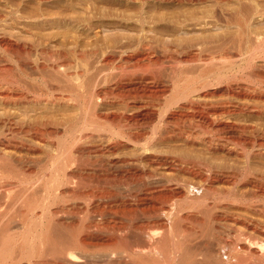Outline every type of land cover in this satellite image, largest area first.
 Wrapping results in <instances>:
<instances>
[{
  "label": "bare ground",
  "instance_id": "obj_1",
  "mask_svg": "<svg viewBox=\"0 0 264 264\" xmlns=\"http://www.w3.org/2000/svg\"><path fill=\"white\" fill-rule=\"evenodd\" d=\"M256 20L264 0H0V27L21 24L18 35L38 41L21 49L36 67L67 79L68 53L85 74L100 66L18 129L37 143L18 146L36 155L56 141L43 200L87 205L75 224L45 219L48 203L30 230L0 231L10 264H264V90L240 84L264 85ZM2 30L0 48L18 38ZM18 91L0 92V105L28 104Z\"/></svg>",
  "mask_w": 264,
  "mask_h": 264
},
{
  "label": "rangeland",
  "instance_id": "obj_2",
  "mask_svg": "<svg viewBox=\"0 0 264 264\" xmlns=\"http://www.w3.org/2000/svg\"><path fill=\"white\" fill-rule=\"evenodd\" d=\"M259 21V20H258ZM257 20H256V22L255 21H253V24H255V25H252V29H254L255 28V30L257 31V30H259L260 29V27L261 28H264V23H262V20H260L259 22H258ZM7 22V21H6ZM4 22V25H6L5 27L4 26H1L0 28L2 29L3 28V30L2 31H4V32H8V33H12V34H14V35H18V33H19V28H21L22 26H21V24H13L12 25V22H10V21H8L9 23H11V27L12 28H9L10 27V24L7 22ZM255 22V23H254ZM260 23V24H259ZM262 23V24H261ZM259 26H258V25ZM13 26H15V27H13ZM256 26V27H255ZM257 27H259V29H257ZM0 29V30H1ZM18 31V32H17ZM252 31H254V30H252ZM20 35V36H19ZM18 36H16V37H18V38H16L15 39V37H14V39L12 40L11 39V41H6V43H3L4 44V47L3 48H0V92L3 94H5V92H6V94H8L9 93V95L13 92V94H11L10 96L12 97L11 99L12 100H16V98L15 97H17L16 95V91H20V92H24L23 94L24 95H29V96H27V99H28V97H30L31 98V96H33L31 99H28V104H26V105H23V104H21V105H19V104H8V105H0L1 107H0V109L3 107V110L1 111L0 110V117H1V121H3V123H0L1 125H0V142H2V145H1V143H0V150L2 151V158H3V161L1 160L0 161V163H1V165H0V189L2 190H0L1 192V194H2V196H1V203L3 204V208H4V211H5V214H4V217H3V219H2V223H1V225H2V227H3V229H1L0 231H2V230H6L5 231V234H7V235H13V234H15V235H19V234H21L22 232H24V231H26V230H30L32 227H33V222L36 220V218H40V216H43V212L42 211H44V209L46 208L45 206L48 204V203H50L49 204V207H48V205H47V214H48V212H49V214L47 215H45V216H47V217H45V216H43V217H45V219H50L49 217H52L51 219L52 220H54L53 218H55V220H57L56 219V217H54L53 216V214H52V212H54V213H56L57 214V218L58 217H62V220H63V218H65L63 221H67L66 223H68L69 221L73 224V221H74V224L75 223H77V221H81V219H80V217L82 218L83 216H81V214H82V210H84V207H85V205H87V203H82V201H81V203L82 204H75V202H76V200L74 201H71V200H64V199H61V200H56V201H54V203L53 202H51L52 200H48V203H47V200H43V198L45 199V197L47 196V194H45V192H43V188H42V186L41 185H43L44 183H48V181H49V183L50 182H52L53 181V179H54V175H51V174H53L52 173V171L50 170L49 171V168L48 167H46L47 165H46V161H47V157H46V154L45 153H47V155L48 154H50L51 153V151L53 150V149H51L50 148V144H48V143H50V142H56L55 141V139H52L51 138V140H49V139H47V137L45 138V140H47V141H45V144L43 145V148H45V149H42L43 150V152L44 151H46V152H44L43 154H38V155H40V156H38V155H36V154H33L31 151H27L26 149H22V148H20V146L22 145V144H25L28 148H30V149H32L33 147H35L36 145H37V143H36V141L34 140V138H33V136H31V135H24V134H22L21 133V131H19L20 130V126H22L23 125V123L25 124V123H27V121L29 122V123H31L32 121L31 120H33V119H35L34 118V116L35 117H38V113L37 112H44L45 111V113H46V111L47 112H51V110H49V108L51 107V106H48V105H43V104H48L49 103V101H51L52 100V98L56 95V92H57V95L55 96V97H62V96H68L69 97V94H70V91H73V87H74V89L75 90H77V87L78 86H80V83L83 85V83L82 82H84V80L83 79H85V83L86 84H88L89 83V80L91 79V78H89V77H93V75L91 76V75H89L91 72H94L95 73V69H97V71H96V73L98 74V70H99V68H96V67H100V66H98L96 63H94L93 64V66H91L92 65V61H95V59H93L91 62H90V64L91 65H89V68H91L92 67V70H90L89 72H88V74H85L86 72L84 71V69H82L83 68V66H82V64L79 62V59L76 57V60L72 57V56H74V55H72V54H70V55H72V56H69V53L66 55L67 56V59L69 60H71V61H73V62H71L70 60L68 61V63H69V65H72V66H75V67H71L73 70H71L70 69V67H69V70L70 71H72V73L71 72H69L68 73V78L66 79V78H62V77H60L59 75H58V77H59V80H57L56 78H55V76H56V74H55V76L54 75H51V73L49 74L48 73V69H46V68H44V69H42V67H39V66H37L36 67V64H35V60L34 59H37L36 58V56H35V54H36V52L34 51L35 49H36V46H39V43H38V41H35L34 39V42H37V43H34L33 41L31 42V37H29L28 35H23V36H28V37H23L22 36V34H19ZM22 36V37H21ZM20 38H22V39H20ZM23 38H25L24 40H23ZM31 38V39H30ZM19 39V40H18ZM21 40V41H20ZM29 40H30V42H29ZM7 42H9V44H7ZM13 42V43H12ZM18 43V44H17ZM30 43V44H29ZM35 45H34V44ZM24 44H26V45H28V46H30V47H32V49H33V47H34V50H33V52H35V53H33V52H31L30 53V55L29 56H27L26 55V57H25V55L22 53V51H21V49H22V45L24 46ZM38 44V45H37ZM51 44H54V43H51ZM50 44L48 43V45L46 44V46H47V48L48 49H50L51 50V48H52V53H55L56 54V56H57V54L59 53H57L56 51H59L58 50V47L56 46V44H54V45H51V46H49ZM53 46V47H52ZM55 46V47H54ZM18 47V48H17ZM21 47V48H20ZM57 47V50L56 51H54L53 52V49H55ZM14 49V50H13ZM5 51V52H4ZM67 51V50H66ZM69 52V51H68ZM228 53H229V55H230V53H231V55L233 56V54H235V51H234V49L233 48H229V51H228ZM54 55V54H53ZM230 55V56H231ZM55 55L53 56L54 58L56 57ZM59 56V55H58ZM35 57V58H34ZM75 57V56H74ZM20 58V59H19ZM54 58H52V59H54ZM59 58V57H58ZM58 58L56 57L55 59L56 60H58ZM19 60V61H18ZM27 61V62H26ZM33 61V62H32ZM51 61H53L54 62V60H51ZM78 61V63H76ZM166 62V65H167V61H165ZM25 63V64H24ZM23 64V65H22ZM30 64V65H29ZM32 64V65H31ZM95 64H96V66H95ZM165 65V64H164ZM166 65H165V67H166ZM169 66V64L167 65V67ZM6 67V68H5ZM80 67H82V68H80ZM166 67V71L168 70V68ZM5 68V69H4ZM37 68V69H36ZM7 69V70H6ZM11 69V70H10ZM4 70V71H3ZM42 70V71H41ZM95 70V71H94ZM6 71V72H5ZM10 71V72H9ZM75 71V72H74ZM100 71H101V68H100ZM5 72V73H4ZM12 72V73H11ZM85 72V73H84ZM168 72V71H167ZM166 72V73H167ZM76 73H78L79 75H81L80 77H83V78H81V80H80V77H79V81H77V82H75L76 81V79L74 78V77H76V76H79L78 74L77 75H74V77H73V74H76ZM83 73V74H82ZM94 73H91V74H94ZM95 73V74H96ZM100 73V72H99ZM4 74V75H3ZM52 74H54V73H52ZM94 74V77L95 76H97V74L95 75ZM10 75V76H9ZM83 75V76H82ZM2 77V78H1ZM6 77V78H5ZM52 77V78H51ZM54 77V78H53ZM10 78L12 79L11 81H10ZM62 78V79H61ZM72 78H74V80L75 81H73V80H71ZM78 78V77H77ZM88 78H89V80H88ZM69 79V81H66V80H68ZM88 82H87V81ZM246 81V82H245ZM10 82V83H9ZM75 82V83H74ZM5 83V84H4ZM53 83V84H52ZM55 83V84H54ZM66 83V84H65ZM84 83V84H85ZM246 83V84H245ZM16 84V85H15ZM48 84V85H47ZM79 84V85H78ZM240 84H242L243 86H250V87H255V88H259V89H262V90H264L263 88H264V85L263 84H261L260 82H256L255 80H250V79H248V78H245L244 79V81H242ZM8 85V86H7ZM50 85V86H49ZM6 86V87H5ZM49 86V87H48ZM55 88H54V87ZM64 86H66V87H64ZM70 86V91H69V87ZM3 89H2V88ZM16 87H18V88H20V89H16ZM51 87V88H50ZM53 87V88H52ZM58 87H60V88H58ZM72 87V88H71ZM7 88V89H6ZM11 90H10V89ZM62 88V89H61ZM63 88H65V89H67L68 91H65V89L63 90ZM15 89V90H14ZM40 89V90H39ZM2 90H3V92H2ZM13 90V91H12ZM44 90V91H43ZM60 91V92H58V91ZM9 91V92H8ZM10 91H12V92H10ZM17 92L18 94L20 93V92ZM32 91V92H31ZM31 93V94H30ZM63 93V94H62ZM3 94V95H4ZM6 94L4 95V97L6 96ZM59 94L60 95H62V96H59ZM8 95V96H9ZM35 95V96H34ZM54 95V96H53ZM9 96V97H10ZM8 97V98H9ZM54 97V98H55ZM37 98V99H36ZM48 98L50 99V100H48ZM53 98V99H54ZM10 99V98H9ZM34 99H36V102L39 104V102L41 103V104H36V103H33V101H35ZM44 100V101H43ZM33 103V104H32ZM14 105H16L15 107H14ZM23 105V106H22ZM32 105V106H31ZM26 106V107H25ZM41 106V107H40ZM25 107V108H24ZM30 107V108H29ZM33 108V109H32ZM53 109V108H52ZM5 110V111H4ZM16 110V111H15ZM8 111V112H7ZM13 111V112H12ZM14 111H15V113H14ZM4 112V113H3ZM10 112H12V113H10ZM41 112V113H42ZM75 112V111H74ZM73 111H72V113L73 114H71V112H69L68 114L69 115H71L70 117L71 118H76L77 117V113H74ZM8 113V115L10 116L11 115V117H9V116H7L6 114ZM39 114V116L41 115V116H44V115H46L45 113H42V114ZM31 114V115H30ZM36 114H37V116H36ZM74 114H76V115H74ZM6 117H5V116ZM34 115V116H33ZM3 118V119H2ZM26 119V121H25V119ZM32 118V119H31ZM6 120V122H4L5 120ZM10 120V121H8V120ZM15 119H18L17 120V122H16V120ZM28 119V120H27ZM14 120V121H13ZM23 120H24V122H23ZM31 121V122H30ZM7 122H8V124H9V122H10V124L12 123V122H14V123H12V125L14 124V127H16L14 130H15V132L17 133H15L14 132V130H12V131H10L9 129H8V124H7ZM3 124H5L4 126H3ZM21 124V125H20ZM18 125V126H17ZM3 127V128H2ZM7 127V128H6ZM19 129V130H18ZM9 130V131H8ZM18 130V131H17ZM6 131V132H5ZM10 132V133H9ZM8 134V135H7ZM22 134V135H21ZM6 135V136H5ZM62 134H60L57 138H61L62 136H61ZM2 136V137H1ZM4 136V137H3ZM31 136V137H30ZM33 138V139H32ZM57 138H56V140H57ZM59 138V139H60ZM10 139V140H9ZM11 141V143L8 145V144H6V143H8L9 141ZM20 141V142H19ZM22 141V142H21ZM24 141V142H23ZM50 141V142H49ZM6 142V143H5ZM14 142H15V144H14ZM32 142V143H31ZM31 143V144H30ZM47 143V144H46ZM14 144V145H13ZM21 144V145H20ZM35 144V145H34ZM18 145H20V146H17ZM5 146H7V148L5 147ZM14 146V147H13ZM16 146V147H15ZM49 147V148H48ZM4 148H6V149H4ZM14 148V149H13ZM49 149V150H48ZM0 151V152H1ZM5 151V152H4ZM10 151V152H9ZM13 151V152H12ZM18 151V152H17ZM9 152V153H8ZM53 152V151H52ZM4 153V154H3ZM10 153H11V155H10ZM31 153V154H30ZM14 154V155H13ZM52 154V153H51ZM6 155H8V156H6ZM13 155V156H12ZM11 156V157H10ZM21 156V157H20ZM31 157V158H30ZM33 157V158H32ZM5 159H7V160H5ZM11 159V160H10ZM18 159V160H17ZM27 159V160H26ZM34 159V160H33ZM41 159V160H40ZM16 160V161H15ZM24 160V161H23ZM29 160V161H28ZM6 161V162H5ZM23 161V162H22ZM27 161V162H26ZM36 161V162H35ZM39 161V162H38ZM9 162V163H8ZM44 162H45V164H44ZM2 163H3V165H2ZM12 163V164H11ZM40 163V164H39ZM43 165V166H42ZM43 168V169H42ZM71 169V167L70 168H68V171ZM41 170V171H40ZM46 170V172H44ZM43 171V172H42ZM42 175H41V174ZM49 174H50V177H49ZM38 175H39V178H38ZM48 175V176H47ZM47 178H46V177ZM4 178V179H3ZM37 178V179H36ZM42 178V179H41ZM86 178V177H85ZM38 179H41V180H38ZM51 179H52V181H51ZM88 179V177L85 179V180H87ZM89 180V179H88ZM87 180V181H88ZM2 181H3V183H2ZM40 181V182H39ZM46 181V182H45ZM38 183H39V185H38ZM38 185V186H37ZM39 187V188H38ZM37 189V191H36V189ZM40 189V190H39ZM39 190V191H38ZM25 191V192H24ZM36 192H41V193H36ZM37 195H36V194ZM36 195V196H35ZM35 196V197H34ZM39 196V197H38ZM45 196V197H44ZM37 197V198H36ZM36 198V199H35ZM35 199V200H34ZM34 200V201H33ZM39 200V201H38ZM12 201H14V203H16V205H15V207H13V211H15V212H13L11 209H9L10 208V204H11V202ZM28 201V202H27ZM37 201H38V203H37ZM44 201V202H43ZM61 201V202H60ZM66 201V202H65ZM27 202V203H26ZM31 202H32V204H31ZM40 202V203H39ZM46 202V203H45ZM55 202H56V205H55ZM71 202H74V203H71ZM77 202L78 203H80V201L79 200H77ZM76 202V203H77ZM26 203V204H25ZM36 204L35 206H34V204ZM45 203V204H44ZM54 204V205H53ZM84 204V205H83ZM89 204V203H88ZM29 205V206H28ZM32 205H33V207H32ZM41 205H45L44 207H41ZM68 205H70L71 206V208H70V206H68ZM26 206H28L27 208H26ZM39 206V207H38ZM62 206H64V207H62ZM65 206H66V209H65ZM73 206V207H72ZM81 206V207H80ZM82 206H83V208H82ZM17 207H19V210H18V208ZM35 207V208H34ZM42 208V210H41V208ZM87 207V206H86ZM15 208V209H14ZM24 210H23V209ZM69 208H70V210H69ZM72 208H73V210L74 211H76V214H74V211L72 210ZM17 209V210H16ZM23 210V214H19L18 212L20 211V210ZM26 209H27V211L28 210H30V211H28L29 213H27V211H26ZM35 209V210H34ZM69 210V212L68 211H66V210ZM76 209V210H75ZM11 210V211H10ZM32 210V211H31ZM68 213V214H70V215H68V219H67V214L65 213V211ZM25 211H26V213H27V215L25 216ZM62 213H61V212ZM80 211H81V213H80ZM34 212V213H33ZM77 212H79V213H77ZM61 213V214H60ZM56 214H54L55 216H56ZM65 214V215H64ZM73 214V215H72ZM77 214H78V216H77ZM12 215V216H11ZM25 216V217H23V216ZM61 215V216H60ZM64 217H63V216ZM83 215V214H82ZM70 216L72 217V219L70 218ZM74 216H77L79 219L78 220H76V222H75V219L77 218H73ZM93 217H97V215H92ZM21 217L24 219V220H26V221H24V220H22L21 219ZM27 217V218H26ZM30 217V218H29ZM36 217V218H35ZM14 218V219H13ZM33 218H34V220H33ZM60 218L58 219V220H60ZM70 218V219H69ZM28 219V220H27ZM44 219V218H43ZM44 219V220H45ZM127 221H128V219L127 218H125ZM122 220H124V218H122ZM79 221V222H80ZM127 221H123V222H127ZM23 222V223H22ZM30 222V223H29ZM70 222H69V224H70ZM79 222H78V224H79ZM77 224V225H78ZM27 225H28V227H27ZM77 225H75V226H77ZM24 229V230H23ZM20 231H22V232H20ZM2 232H4V231H2ZM3 234V233H2ZM5 234H3V236L5 235ZM2 236V235H1ZM2 236V237H3ZM6 237L4 236V239H5ZM1 237H0V241H1ZM4 239H2V240H4ZM0 247H1V245H0ZM0 252H1V257H2V261H1V264H3V263H5V264H7L9 261H11L10 260V258L11 257H13L12 255H11V253H9L10 251L9 250H7L6 251V249L4 248H0ZM11 255V257H10V255ZM4 255V256H3ZM7 255V256H6ZM7 263H6V262ZM11 262H9V264H10ZM22 264H31V263H29L28 261H24V262H22Z\"/></svg>",
  "mask_w": 264,
  "mask_h": 264
}]
</instances>
